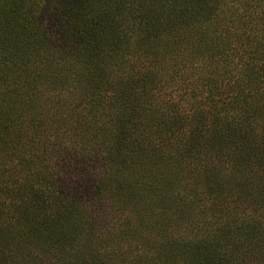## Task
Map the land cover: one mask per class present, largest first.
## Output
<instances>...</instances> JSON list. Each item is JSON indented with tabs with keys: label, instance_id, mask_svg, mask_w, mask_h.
<instances>
[{
	"label": "trees",
	"instance_id": "1",
	"mask_svg": "<svg viewBox=\"0 0 264 264\" xmlns=\"http://www.w3.org/2000/svg\"><path fill=\"white\" fill-rule=\"evenodd\" d=\"M163 89L191 106H159ZM10 161L0 264L19 240L54 264H133L112 256L116 223L133 240L159 230L160 251L189 264H264V0H0ZM159 205L174 206L160 226ZM192 205L225 230L183 252L170 232Z\"/></svg>",
	"mask_w": 264,
	"mask_h": 264
},
{
	"label": "rangeland",
	"instance_id": "2",
	"mask_svg": "<svg viewBox=\"0 0 264 264\" xmlns=\"http://www.w3.org/2000/svg\"><path fill=\"white\" fill-rule=\"evenodd\" d=\"M49 60H45L44 64L41 63V66L46 67L49 64ZM184 76H186L185 78H188V70L185 72V75H182V72H180L178 74V76L173 75L172 77H177L174 79H179L181 78V82H182V78H184ZM169 78V77H167ZM177 86H175L176 88ZM174 87H172L173 89ZM183 94L181 92H179L178 90H173L172 92L170 91H166V90H160V92L158 94H156L155 96V100L156 102H158V104H160L159 106H166V105H171L174 104L175 102L179 103V108L181 111H186L187 108H189L191 106V104L189 102H187L183 97ZM157 98V99H156ZM183 109V110H182ZM154 137L155 139V134L151 135ZM222 155H224V159L226 157H228V154H226L225 150L222 149V151L220 152ZM16 164V161H10L6 164H0V173L3 175L4 178H6V176L4 175L7 170L5 168L10 167L12 165ZM18 168H20V166H18ZM21 168H23L21 166ZM67 169V168H65ZM64 169V171H65ZM3 170V171H2ZM9 171V170H8ZM7 175V174H6ZM6 181V180H4ZM2 178H0V185L2 184ZM197 182H195V180L191 179V183L190 186L191 187H197ZM187 192L190 193H197L199 196H202L206 199V196L208 195L206 190H203V186L200 187L199 189H188ZM165 203H168L166 201H163ZM164 204V203H163ZM169 204V203H168ZM190 205V204H189ZM167 209L164 207V205H159V207H157L156 209L152 208V221L156 222L157 224L155 225H159L160 226V222L164 219H167V217L169 216V214L173 211V207H170V210H164ZM154 209V211H153ZM197 210H199L198 207L193 205L191 207L188 206V208L185 210H182V214L184 212L188 213L190 218H187V220L183 221V222H192L190 224V226L188 227V230L186 232L182 231V230H174L171 231L170 234H174V235H184V239L183 240V244H180L179 247L183 248V252H185V250H187V248H184L186 245H193V244H200V240L203 239L204 237H211V234H214V231L212 230L213 228H215L214 230H219V233L224 232L225 230V226L223 223L220 224V228L219 227H214L212 226V222L215 220L212 213L208 212L205 215H200L197 213ZM201 210V209H200ZM167 213V214H165ZM179 214L176 215V217H174L173 219V225L174 227H176L177 229H181L182 227H185L187 225V223H180L178 221V216ZM10 217V215L8 216ZM14 220V219H13ZM12 220V221H13ZM198 220H201V222L198 223ZM5 222V216H2L0 218V223ZM118 222V221H117ZM118 225L117 230H115L114 234L116 233V237L117 239L120 240V242H116L117 244V251H114V253H112V256L115 258H121V257H125V256H133V264H189L188 262V253L189 250H187L184 254L179 255L178 251L180 250H173V251H169L170 255L166 254L168 251H166L165 249H163L162 251H160V243L161 240L159 238L161 232L159 230H157V232H155L156 234L153 233V237H145L142 240H135L131 239L130 236H127L125 233H123V229L121 225V223H116ZM147 225V223H144ZM15 224H13V227L15 228ZM158 226V227H159ZM76 227V226H75ZM90 227V226H89ZM169 233V232H168ZM85 233H83L82 235H84ZM142 234L140 232H138V234L136 236H141ZM149 242H148V240ZM19 244L22 246L21 248H19V250H17V248H14L13 250L9 249L8 254H9V259L7 258V260L9 261V264H54L56 262L55 255H52V252H48L46 253L44 250H40V252H33V253H29L27 254V250L24 249L23 247H28L30 246L29 243H25L24 244L21 242V240L18 241ZM177 246V248H179ZM257 246H254V249ZM174 248V249H177ZM43 249V248H42ZM119 250V251H118ZM18 251V252H17ZM177 251V252H174ZM43 252V253H42ZM171 252H173L171 254ZM240 255L242 256H254L253 252L250 250V248H244L243 250H241ZM26 254V255H25ZM119 254V255H118ZM178 254V256H177ZM176 255V256H174ZM58 261V260H57ZM190 261V260H189ZM193 263V262H192ZM191 263V264H192Z\"/></svg>",
	"mask_w": 264,
	"mask_h": 264
}]
</instances>
